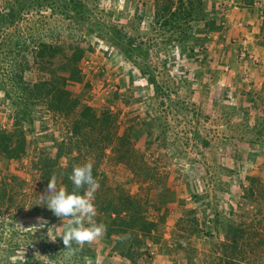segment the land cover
I'll list each match as a JSON object with an SVG mask.
<instances>
[{
  "label": "rangeland",
  "instance_id": "1",
  "mask_svg": "<svg viewBox=\"0 0 264 264\" xmlns=\"http://www.w3.org/2000/svg\"><path fill=\"white\" fill-rule=\"evenodd\" d=\"M11 1L0 0V11ZM42 3L0 27V125L12 129L21 119L29 139L21 159H0V264H264V94L232 88L225 52L212 47L228 37L221 31L229 3ZM40 39L86 49L82 80L68 87L116 120L103 156L80 147L91 188L76 213L56 208L53 196L61 185L41 162L56 160L62 150L59 164L67 167L78 154L73 116L22 97L5 74L22 54L27 80L47 78L49 67L63 73L62 55L48 68L36 60L32 48ZM24 41L31 50L22 53ZM231 52L233 63L242 50ZM128 131L130 142L122 148L117 136ZM107 192L141 199L139 209L157 222L150 235L125 233L122 247L131 246L132 258L118 250L122 234L107 236L94 220L91 202Z\"/></svg>",
  "mask_w": 264,
  "mask_h": 264
},
{
  "label": "trees",
  "instance_id": "2",
  "mask_svg": "<svg viewBox=\"0 0 264 264\" xmlns=\"http://www.w3.org/2000/svg\"><path fill=\"white\" fill-rule=\"evenodd\" d=\"M44 0H13L7 4L0 11V27L14 25L19 19L22 18L24 13H28V9L32 6H43ZM49 1V0H46ZM184 0H181L183 2ZM189 4L194 5V0H188ZM79 3V4H78ZM76 3L79 7L80 16H83L81 2ZM172 4V3H171ZM67 6V5H66ZM52 10L55 9L54 5L50 4ZM171 6L168 5L165 10L170 12ZM173 14V12H172ZM176 15V14H174ZM169 22V21H167ZM32 50L36 54V60L44 68L54 62L57 55H62L64 61L60 67L64 72H59L56 67H47L50 75L47 78H40L36 81L27 80L24 72L29 67L28 59L24 54L14 61L8 73H5L11 81L13 88L26 97L27 100L35 102H42L48 109L64 114L65 116H73V128L77 136L80 137L78 142V154L72 155L70 163L67 167L60 166L58 158L63 155L60 150L56 160L44 157V168L46 174L51 178V181L61 185L59 191L53 196L56 203V208L62 207L67 209L68 213L78 212L83 209L86 192L90 185V176L82 170L80 165L83 164L81 157L84 156L81 150V145L84 147L94 148L98 156L105 154V148L110 145L114 137V129L116 127V120L111 111L97 112L94 107L88 102L82 101L79 96L74 95L69 89V81H81L82 73L79 62L86 53V49L79 43L71 45L70 48L58 43L57 41L48 42L45 40H35ZM30 44L24 41L20 52L24 53L29 51ZM4 72V71H3ZM3 73V75H5ZM153 81V78H151ZM130 132H125L121 136H117L121 147L124 148L130 142ZM80 143V145H79ZM29 139L27 131L24 128L21 119L17 120L12 129L2 128L0 125V159H21L27 154ZM96 167V166H95ZM97 169V167H96ZM147 180L148 177L143 176ZM150 181L152 178H148ZM148 180V181H149ZM144 181V180H142ZM13 189H9L12 192ZM8 189L3 190V197L8 195ZM111 194V193H110ZM107 192L102 197H96L92 205L96 206L97 225H100L105 231L107 236L113 234H122L119 244L122 254L132 258L131 246L125 251L124 246L127 242L126 234L132 231L133 235L138 236V233L150 235L152 230L157 229V222L149 219L146 211L142 213V200L139 198H131L130 195L127 199L123 200L120 196L116 198L113 194ZM117 199V200H116ZM133 205L134 210H125L124 205ZM125 212V214L123 213ZM115 214V215H114ZM126 233V234H125ZM234 234L237 233V228H234ZM138 239V238H137ZM139 240V244L144 241ZM237 241V239H233ZM132 245V244H131ZM125 247V246H124ZM24 264H37L33 259H26ZM40 264V262H39Z\"/></svg>",
  "mask_w": 264,
  "mask_h": 264
},
{
  "label": "crops",
  "instance_id": "3",
  "mask_svg": "<svg viewBox=\"0 0 264 264\" xmlns=\"http://www.w3.org/2000/svg\"><path fill=\"white\" fill-rule=\"evenodd\" d=\"M229 3L228 11L222 17V35L218 37L212 47L225 52L223 62H227L226 76L232 88L249 96L264 94V0H208L210 5ZM228 29L226 33L225 30ZM225 33L223 34V32ZM229 49L232 55L246 49L250 57L236 58L232 63L228 56ZM230 59V60H229ZM229 60V61H228ZM229 62V63H228ZM230 66V67H229Z\"/></svg>",
  "mask_w": 264,
  "mask_h": 264
},
{
  "label": "built area",
  "instance_id": "4",
  "mask_svg": "<svg viewBox=\"0 0 264 264\" xmlns=\"http://www.w3.org/2000/svg\"><path fill=\"white\" fill-rule=\"evenodd\" d=\"M252 55H250V53L247 52L246 49L242 50L241 52V57L244 58V57H250Z\"/></svg>",
  "mask_w": 264,
  "mask_h": 264
}]
</instances>
